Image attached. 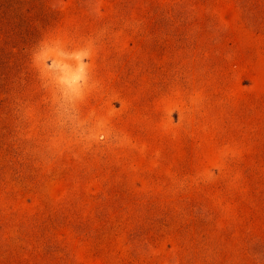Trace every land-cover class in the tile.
<instances>
[{
  "label": "rangeland",
  "instance_id": "374dc122",
  "mask_svg": "<svg viewBox=\"0 0 264 264\" xmlns=\"http://www.w3.org/2000/svg\"><path fill=\"white\" fill-rule=\"evenodd\" d=\"M0 264H264V0H0Z\"/></svg>",
  "mask_w": 264,
  "mask_h": 264
}]
</instances>
